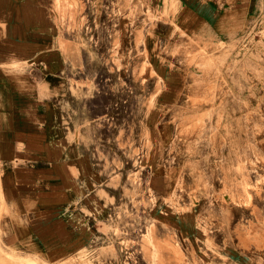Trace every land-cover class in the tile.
<instances>
[{"label": "rangeland", "instance_id": "obj_1", "mask_svg": "<svg viewBox=\"0 0 264 264\" xmlns=\"http://www.w3.org/2000/svg\"><path fill=\"white\" fill-rule=\"evenodd\" d=\"M177 8L176 0H52L105 212L70 258L49 263L0 241V264H264V8L257 25L226 41L157 46L154 56L188 71L192 91L184 113L154 115L164 83L143 45L146 32L156 41L150 32L175 27ZM155 123H165L164 140ZM148 161L170 174L166 188L153 187Z\"/></svg>", "mask_w": 264, "mask_h": 264}, {"label": "crops", "instance_id": "obj_2", "mask_svg": "<svg viewBox=\"0 0 264 264\" xmlns=\"http://www.w3.org/2000/svg\"><path fill=\"white\" fill-rule=\"evenodd\" d=\"M176 2L175 27L150 32L156 41L146 32L143 45L164 83L154 115L184 113L192 91L188 71L172 69L165 58L154 56L157 46L178 45L173 37H207L210 45L226 41L257 25L264 8V0ZM51 7L52 0H0V241L57 263L93 239L105 210L99 174L86 165L85 107L83 101L70 102ZM257 113H262L260 106ZM152 126L158 141L164 140L165 123ZM260 147L264 151V141ZM147 163L153 187L166 188L170 174L159 161Z\"/></svg>", "mask_w": 264, "mask_h": 264}, {"label": "bare ground", "instance_id": "obj_3", "mask_svg": "<svg viewBox=\"0 0 264 264\" xmlns=\"http://www.w3.org/2000/svg\"><path fill=\"white\" fill-rule=\"evenodd\" d=\"M26 260V259H25ZM27 262V261H26ZM33 264V262H31ZM28 264V263H27Z\"/></svg>", "mask_w": 264, "mask_h": 264}]
</instances>
